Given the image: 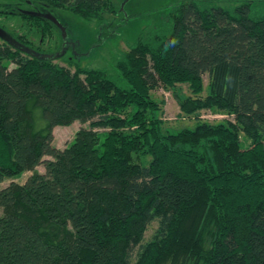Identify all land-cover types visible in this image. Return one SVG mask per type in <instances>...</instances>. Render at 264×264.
Wrapping results in <instances>:
<instances>
[{
    "label": "trees",
    "instance_id": "1",
    "mask_svg": "<svg viewBox=\"0 0 264 264\" xmlns=\"http://www.w3.org/2000/svg\"><path fill=\"white\" fill-rule=\"evenodd\" d=\"M204 2L143 31L118 75L0 44V264H264V3ZM107 3L59 4L85 16ZM178 83L196 95L183 111L233 120L164 130L150 91Z\"/></svg>",
    "mask_w": 264,
    "mask_h": 264
},
{
    "label": "rangeland",
    "instance_id": "2",
    "mask_svg": "<svg viewBox=\"0 0 264 264\" xmlns=\"http://www.w3.org/2000/svg\"><path fill=\"white\" fill-rule=\"evenodd\" d=\"M125 0H111L99 13H86L85 16L78 14L74 8H69L58 13L60 22L67 29L66 53L55 58L56 62L68 65L67 60L76 58L82 66L107 69L110 73L118 75L114 59L122 52H126L129 46L134 44L143 31L154 30L156 24L161 22V17L169 14L177 3L183 0H128L123 11H119ZM242 0H205L207 5H231ZM263 2L264 0H255ZM107 17L106 19H104ZM112 18L116 24L109 25L108 20ZM128 17V20L125 18ZM104 19L105 21H100ZM39 23L31 25V42L35 47L42 50L57 52L61 50L60 38L55 30H39ZM104 30H102V26ZM152 28V29H151ZM42 39V40H41ZM58 45V48L56 47ZM76 44L77 48H75ZM73 49V50H71ZM14 64H11V68ZM74 69V67H73ZM210 78L204 75V89L199 97L205 98L209 91ZM151 96L157 101L159 106L158 115L163 120V129L177 131L182 128H194L200 122L211 124L226 123L233 120V115L225 113L216 108H203L195 112L188 113L181 109L180 100L196 98L190 84L178 83L172 87L157 86L151 89ZM88 127V123L83 124ZM82 126L76 121L68 126H57L54 129V144L63 149L75 137L76 132ZM242 142L250 144V140L245 133L240 132ZM149 161V157L143 159ZM39 171L44 172L43 166H38ZM31 172L25 173L16 181L23 183ZM11 180L0 183V188L7 186ZM156 223L150 225L146 232L145 240H150L153 236Z\"/></svg>",
    "mask_w": 264,
    "mask_h": 264
},
{
    "label": "flooded vegetation",
    "instance_id": "3",
    "mask_svg": "<svg viewBox=\"0 0 264 264\" xmlns=\"http://www.w3.org/2000/svg\"><path fill=\"white\" fill-rule=\"evenodd\" d=\"M107 1L110 4L111 0ZM60 2L61 0H0V29L4 30L5 34L12 39L8 42L0 37V44L5 43L18 48L25 47V45L30 46L32 44L31 42H34L30 31L32 30L31 25L39 23L40 27H36L39 30H55L57 32L62 51L64 44L62 29L54 22V19L56 18L60 22L57 14L69 8L60 5ZM104 19L100 21L103 22L105 21ZM107 20L109 25L116 24L112 18ZM101 29L104 30V27L102 26ZM74 46L77 48L76 44ZM56 47H58L57 44ZM36 48L42 51L40 47Z\"/></svg>",
    "mask_w": 264,
    "mask_h": 264
},
{
    "label": "water",
    "instance_id": "4",
    "mask_svg": "<svg viewBox=\"0 0 264 264\" xmlns=\"http://www.w3.org/2000/svg\"><path fill=\"white\" fill-rule=\"evenodd\" d=\"M128 0H125L124 2H123V5H122V7L119 9V11H123L124 9H125V5H126V2H127ZM54 22L62 29V35H63V39H64V44H63V50L62 51H60V52H58V53H56L55 55H42V54H38V56H41V57H48V58H57V57H59V56H61V55H63V54H65L66 53V51L67 50H65V47H67L66 46V39H65V37L67 36V30H66V28L64 27V25L61 23V22H59L56 18L54 19ZM0 37L1 38H3L4 40H6V41H8V42H10L12 39L8 36V35H6L5 34V31L4 30H2V29H0ZM20 48V47H19ZM21 49H23V50H26V51H29L28 49H26V48H24V47H21ZM34 54H36V53H34Z\"/></svg>",
    "mask_w": 264,
    "mask_h": 264
}]
</instances>
